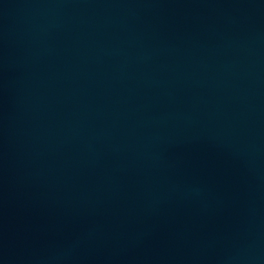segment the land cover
I'll list each match as a JSON object with an SVG mask.
<instances>
[{
	"label": "water",
	"instance_id": "obj_1",
	"mask_svg": "<svg viewBox=\"0 0 264 264\" xmlns=\"http://www.w3.org/2000/svg\"><path fill=\"white\" fill-rule=\"evenodd\" d=\"M0 264H264V0H0Z\"/></svg>",
	"mask_w": 264,
	"mask_h": 264
}]
</instances>
